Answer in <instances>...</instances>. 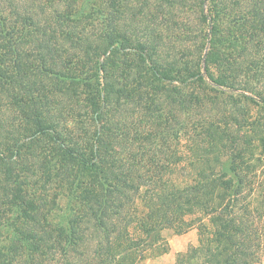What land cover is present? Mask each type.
I'll use <instances>...</instances> for the list:
<instances>
[{
  "label": "trees",
  "instance_id": "obj_1",
  "mask_svg": "<svg viewBox=\"0 0 264 264\" xmlns=\"http://www.w3.org/2000/svg\"><path fill=\"white\" fill-rule=\"evenodd\" d=\"M28 1L23 13L13 7V25L0 8V102L12 97L16 111L33 132L32 138L56 143L61 156L72 166L82 168L83 175L85 170L92 171L94 181L77 192L85 211L77 215L76 221H68L71 212L61 216L67 225L56 237L49 232L53 226L50 215L27 212L26 198H13L3 188L0 264H58V253L64 255L63 264H138L137 251L157 244L163 231L183 234L191 228L198 231V245L180 254L178 263H261L264 178L259 180L256 176L253 160L257 150L255 137L264 148L259 133L263 129L259 121H252L244 106L235 105L221 114L215 106H203L201 119L192 127L183 125L176 131L178 140L164 155L163 164L144 179L126 164L122 168L129 170L117 173L116 164L121 161L109 147L103 159L98 151L92 159L88 147L71 139L75 138L74 133L68 138L61 129L67 126L64 119L74 113L72 105L65 102L68 95H84L92 102L91 109L98 107L99 100L104 118L113 117L131 105L133 99L128 91L133 82L153 88H163L166 83H205L202 61L206 64V77L213 84L235 87L240 82L246 89H253L249 83L256 74L258 82L264 81V0H211L210 13L217 36L211 45L219 49L218 56L210 59L208 53L204 60L201 50L192 63L199 70L185 79L179 78L172 68L184 59L164 64L167 59L162 54H167L168 48L156 32L136 39L121 31L119 23L125 20V14L119 8L133 0H104V9L103 1L98 0L97 8L90 11L88 5L97 0ZM7 2L10 6V0ZM145 29L143 25L141 30ZM71 59L79 60L72 63ZM86 61L91 64L87 72ZM132 77L137 81H131ZM251 92L264 104V85ZM59 94L62 96L58 98ZM168 100L171 106L180 104L175 99ZM246 100L257 104L252 98ZM6 104L3 106L12 107ZM3 122L0 119V173L11 180L13 169L8 161L13 162L17 155L13 157L10 144L7 154L2 150L6 146L3 138L13 139L18 128ZM72 123L68 129L76 132V127L82 128L83 122ZM233 124L254 134L237 153H232L237 141ZM103 136L98 138L100 143H106ZM136 180L138 188L143 186L146 190L135 207L125 210L126 204L120 199L126 196L122 187L134 186ZM79 184L76 182V191ZM74 194L71 195L75 198ZM75 209L74 205L68 207V211ZM89 218L100 235L98 240L95 233L88 234L81 226ZM87 239L97 240L98 246L86 254L82 246ZM90 256L91 262H87Z\"/></svg>",
  "mask_w": 264,
  "mask_h": 264
},
{
  "label": "rangeland",
  "instance_id": "obj_2",
  "mask_svg": "<svg viewBox=\"0 0 264 264\" xmlns=\"http://www.w3.org/2000/svg\"><path fill=\"white\" fill-rule=\"evenodd\" d=\"M101 1H103L101 8H106L104 0ZM99 3L98 0L97 2L93 1L92 5H88L87 10L97 8ZM27 5H29L28 0H10V6H8L7 0H1L0 8L5 12L10 24L13 25V7L23 13L22 11ZM210 6L211 0H161L160 4L158 0H133L119 8L125 14V20L120 22L119 26L123 33L136 39L145 38L149 32L151 34L156 32V35L161 36L169 50L165 49L167 54H162L159 51L167 59L164 64L166 61L174 63L175 60L184 59L172 68L176 73H179V78L185 79L194 70H199L197 67L194 68L192 63H195L194 57H199L201 50L204 60L208 53L210 59L213 58V55L218 56L219 49L211 45L217 36H214L215 25L212 20L213 15L210 13ZM143 25L146 27L145 31L141 30ZM71 60L72 63H77L79 59ZM205 65V62L202 61L201 73L205 83L190 82L187 85L166 83L163 88H153L145 84H139V86L137 82H133L130 91H128L129 96L133 99L131 105L125 108L126 112L120 111L113 117L104 118L103 105L99 100L98 107L91 109L92 102H88L84 95L79 97L68 95L64 99L68 106L72 105L74 113L72 117L64 119L65 124L68 126L78 120L83 122V125L82 128L77 125L76 132L73 129H68L72 126H68V128L66 126L61 131L68 134V138L74 133L76 136L71 139L81 146L88 147L89 152L87 153L92 159L96 157L95 151L96 153L98 151L103 159L107 147H109L111 154L121 161L116 164L118 165L115 169L117 173L127 172L129 170L127 168L132 166L131 168L135 170L133 173L141 174L143 179L149 175L150 171L154 172L153 170L161 167L164 155L170 146L172 147L178 140L176 131L183 125L192 127L201 119L199 113L203 106L205 108L215 106L220 110V114L224 113L226 109L234 108L235 105L244 106V110L249 111L252 121L261 123L263 132L259 133L264 139V104L251 92L257 86L263 87L264 81L258 82V74H256L254 80L249 83L250 88L253 89H246L247 86L245 87L243 82V84L237 82L239 84H236L235 87L218 86L206 77ZM90 67L91 64L86 61L84 70L87 72ZM79 68L82 69V66ZM238 79L239 77L236 76L235 80L239 81ZM135 80L132 77L131 81ZM61 96L59 94L58 98ZM246 98L254 99L257 104L250 100L247 101ZM168 99H175L180 104L171 106L170 103H167V101L170 102ZM158 100L159 104L156 102ZM26 102L29 103V99H26ZM6 103H10L12 107H4L3 105H7ZM0 108L2 109L0 119L4 120L3 123H11L18 128L13 139L3 138L6 146L2 150L8 151V144H10L12 145L11 153H14L13 157L15 155L17 157L13 162L8 161L13 169L11 180L0 173V185L2 186L0 194L3 193L2 189L4 188L5 194H9L13 198H15L14 196L26 198L29 204L27 212L50 215L53 226L50 227L49 232L52 233V237H56L59 231L67 225V222L61 221V216L71 212L68 221L70 219L76 221L77 215L85 211L83 203L78 201L80 197L77 192L92 183L94 175L92 171L88 170H85L83 175L82 168L69 164L61 156L62 151L56 143L42 137L32 138L33 132L26 127L24 117L16 111L15 100L12 97L0 102ZM206 114L210 113L206 112ZM108 121L111 122L108 123ZM232 131L237 136V141L232 146V153L244 149L246 140L254 137L249 129L242 128L238 124H233ZM100 134L104 135L106 143L98 141ZM33 139H37L39 142ZM6 140H10L9 143H6ZM13 144L16 145L13 147ZM182 145L185 147V140ZM255 147L257 150L255 160H253V169L261 180L264 178V148L259 138L256 137ZM90 151H92V155H90ZM125 164L128 167L122 168ZM78 176L82 178H78ZM78 181L81 184L76 191L75 187ZM110 183L114 185L113 181ZM138 186L139 183L136 180L134 186L122 187L126 195L123 196L126 199L120 198L126 204L123 209L130 210L135 207L137 202L139 203L140 194L146 190V187L138 188ZM74 191H76L75 194ZM71 194H74L75 198ZM116 197L118 199L120 196ZM128 199L131 201L129 202ZM72 205L76 209L68 211V207ZM81 226L89 232L88 234L95 233L98 240L100 235L96 234L91 218H89V222L87 220L82 222ZM162 236V240L153 247L143 246L137 251L138 264H180L178 263L179 255L187 252L190 247L198 245L196 228H191L183 234H177L174 230H165ZM97 240L87 239L85 241L82 247L86 248L84 250L86 254L90 248H97ZM166 249H168L167 253H165ZM174 251H179V254ZM91 256L88 257L87 262H91ZM82 259L84 258L82 257ZM55 261L58 264H63L65 262L64 255L58 253ZM39 262L46 263L47 259L45 261L39 259ZM259 264H264V256Z\"/></svg>",
  "mask_w": 264,
  "mask_h": 264
},
{
  "label": "crops",
  "instance_id": "obj_3",
  "mask_svg": "<svg viewBox=\"0 0 264 264\" xmlns=\"http://www.w3.org/2000/svg\"><path fill=\"white\" fill-rule=\"evenodd\" d=\"M173 251V250H172ZM174 252H176V253H178L179 254V251H174Z\"/></svg>",
  "mask_w": 264,
  "mask_h": 264
}]
</instances>
